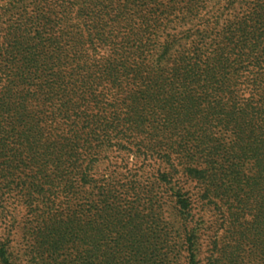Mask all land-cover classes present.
<instances>
[{
    "label": "trees",
    "instance_id": "obj_1",
    "mask_svg": "<svg viewBox=\"0 0 264 264\" xmlns=\"http://www.w3.org/2000/svg\"><path fill=\"white\" fill-rule=\"evenodd\" d=\"M0 2V264H264V0Z\"/></svg>",
    "mask_w": 264,
    "mask_h": 264
},
{
    "label": "rangeland",
    "instance_id": "obj_2",
    "mask_svg": "<svg viewBox=\"0 0 264 264\" xmlns=\"http://www.w3.org/2000/svg\"><path fill=\"white\" fill-rule=\"evenodd\" d=\"M18 1H21V2H23V3L30 2V0H18ZM117 2H118V1H117ZM0 4H1V2H0ZM169 214H170V213H169V210L166 209V213H165V218H166V220H167V219H170ZM172 264H185V260H184V258L182 257V258L179 259V261H176V262H174V263H172Z\"/></svg>",
    "mask_w": 264,
    "mask_h": 264
}]
</instances>
